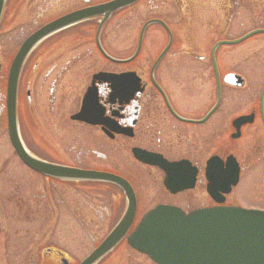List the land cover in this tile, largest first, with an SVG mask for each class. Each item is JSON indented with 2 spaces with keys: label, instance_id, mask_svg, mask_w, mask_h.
<instances>
[{
  "label": "flooded vegetation",
  "instance_id": "obj_1",
  "mask_svg": "<svg viewBox=\"0 0 264 264\" xmlns=\"http://www.w3.org/2000/svg\"><path fill=\"white\" fill-rule=\"evenodd\" d=\"M109 1L4 0L0 134L15 165L31 178L3 179V184L14 186L13 199H7L13 215L49 218L52 231L60 220L66 240L71 219L85 234L95 219L106 221L104 236L77 264L103 242L134 199L126 233L95 264L111 254L113 264H156L127 241L156 207L185 216L218 207L264 211L231 200L246 171L257 167L256 180L264 179L261 91L248 113H229L233 94L245 103L241 91L264 87V0H137L105 19L78 20L42 36L28 50L17 78L20 143L37 163L62 172L111 175L113 183L44 175L26 166L9 141V66L24 42L52 22ZM243 117L247 122L235 126ZM234 167L238 181L227 188ZM6 210L1 202L0 217ZM71 259L51 245L38 258L6 262L71 264Z\"/></svg>",
  "mask_w": 264,
  "mask_h": 264
},
{
  "label": "water",
  "instance_id": "obj_2",
  "mask_svg": "<svg viewBox=\"0 0 264 264\" xmlns=\"http://www.w3.org/2000/svg\"><path fill=\"white\" fill-rule=\"evenodd\" d=\"M135 1L113 0L60 18L27 39L14 57L8 71L6 90L7 130L11 145L29 168L52 177L105 180L113 183L111 175L68 170L62 172L37 163L26 154L19 141L16 126V82L28 50L42 36L78 20L96 16H103L105 19L113 11ZM3 2L4 0H0V13ZM230 83L242 85V81ZM263 98L264 87L259 102L261 115ZM238 122L243 124L246 120L241 118L235 123ZM236 183L237 169L234 168L226 187L235 186ZM134 210L135 201L129 198L124 217L81 264H94L117 244L132 221ZM127 241L133 249L147 255L157 264H264V212L231 207L200 210L185 216L177 209L161 206L142 218Z\"/></svg>",
  "mask_w": 264,
  "mask_h": 264
},
{
  "label": "rangeland",
  "instance_id": "obj_3",
  "mask_svg": "<svg viewBox=\"0 0 264 264\" xmlns=\"http://www.w3.org/2000/svg\"><path fill=\"white\" fill-rule=\"evenodd\" d=\"M261 89H245L239 93L243 96L245 103L239 101V96L230 93L229 113L231 116L238 114H246L258 102V97ZM9 143L5 135L0 134V203L7 209V216L0 217V262L8 264L6 261L11 257H37L39 251L51 245L61 248L70 255L71 264H77L79 260L84 257L92 248L93 244L98 242L105 234L107 226V219L99 221L97 219L88 227V233L77 226V224L70 220L67 233L62 229L61 221L59 220L53 228L51 227L50 219L46 217L29 218L24 216L13 215V199L10 196L9 190L13 185H4L3 179H13L19 177L31 178L29 173L24 170H19L15 165L14 160L9 156ZM257 167L251 168L245 172L244 178L238 187L236 194L232 196L231 200H241L246 205H251L255 208H264V179L260 182L256 180ZM29 187V186H27ZM258 191H261L259 194ZM249 199V200H248ZM252 202H251V201ZM240 202V205L244 204ZM254 202V203H253ZM53 232L52 234H50ZM64 236V240L62 238ZM53 238V240H52ZM57 240L55 244L52 241ZM32 243V246L30 245ZM121 251V250H120ZM122 252V251H121ZM23 253V254H22ZM119 254V251L115 256ZM9 257V258H8ZM116 258L111 254L101 264H113V259ZM117 264H122L119 260L115 261Z\"/></svg>",
  "mask_w": 264,
  "mask_h": 264
}]
</instances>
